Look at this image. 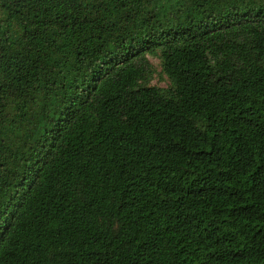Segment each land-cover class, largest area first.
<instances>
[{"label":"trees","instance_id":"obj_1","mask_svg":"<svg viewBox=\"0 0 264 264\" xmlns=\"http://www.w3.org/2000/svg\"><path fill=\"white\" fill-rule=\"evenodd\" d=\"M0 264H264V0H0Z\"/></svg>","mask_w":264,"mask_h":264},{"label":"rangeland","instance_id":"obj_2","mask_svg":"<svg viewBox=\"0 0 264 264\" xmlns=\"http://www.w3.org/2000/svg\"><path fill=\"white\" fill-rule=\"evenodd\" d=\"M150 61L153 65V78L151 80V85L160 88H168L171 81L163 71L162 62L157 58H151Z\"/></svg>","mask_w":264,"mask_h":264}]
</instances>
